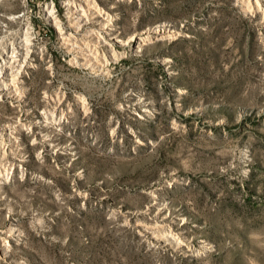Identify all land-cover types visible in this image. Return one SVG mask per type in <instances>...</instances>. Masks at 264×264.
Listing matches in <instances>:
<instances>
[{
	"label": "rangeland",
	"instance_id": "1",
	"mask_svg": "<svg viewBox=\"0 0 264 264\" xmlns=\"http://www.w3.org/2000/svg\"><path fill=\"white\" fill-rule=\"evenodd\" d=\"M67 8L0 1V264H264V1Z\"/></svg>",
	"mask_w": 264,
	"mask_h": 264
},
{
	"label": "bare ground",
	"instance_id": "2",
	"mask_svg": "<svg viewBox=\"0 0 264 264\" xmlns=\"http://www.w3.org/2000/svg\"><path fill=\"white\" fill-rule=\"evenodd\" d=\"M86 1L87 0H64V2L66 3V7H68L67 10L70 12L68 14V16L70 17L69 24L73 25V22L76 21V18H79L80 17V15L82 14V12L85 9ZM258 2H259V0H258ZM48 15L52 17V14H48ZM13 17H15V15H10V16L7 17V19L9 20V22H11V20L13 19ZM22 33H24L23 30H22ZM128 38H130V36ZM147 38H148V36H135L133 38L134 39V45L135 46H138V45L144 44L146 42ZM119 39L120 38H117L116 40L122 42V41H125L127 38L124 39V40H119ZM0 41L3 42L2 40H0ZM20 42H21V39L18 41V43H20ZM16 46H18V47L21 48V46H19V45H16ZM0 48H1V45H0ZM0 51H3L4 52L3 55H1L2 58H3V60H4V62L5 61H8L9 53H10V51H9V44H3V47L0 49ZM5 66H7V64ZM25 66L27 68L30 67L31 66L30 62H27L25 64ZM5 72L7 73V71H5ZM8 79L10 80L9 77H8ZM200 241L202 242L200 245L203 246V248L206 249L208 245L206 243H204L203 240H200Z\"/></svg>",
	"mask_w": 264,
	"mask_h": 264
}]
</instances>
